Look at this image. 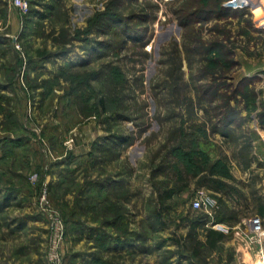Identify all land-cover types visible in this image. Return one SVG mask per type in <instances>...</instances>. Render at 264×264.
<instances>
[{"label":"rangeland","instance_id":"obj_1","mask_svg":"<svg viewBox=\"0 0 264 264\" xmlns=\"http://www.w3.org/2000/svg\"><path fill=\"white\" fill-rule=\"evenodd\" d=\"M26 1L0 0V264H264V0Z\"/></svg>","mask_w":264,"mask_h":264},{"label":"trees","instance_id":"obj_2","mask_svg":"<svg viewBox=\"0 0 264 264\" xmlns=\"http://www.w3.org/2000/svg\"><path fill=\"white\" fill-rule=\"evenodd\" d=\"M210 0H207V2H209ZM228 10H226V9H224V8H221V7H218L217 9H216V11H211V9H208V8H203V9H197L196 11H192V12H185L184 11V9L183 8H181L180 10H177V11H175L176 12V14L177 15H181V16H183L184 17V19H183V26H186L188 23H191V21L193 20V18H194V16L197 14L198 16H200V17H202V19H204V18H206L207 17V15H210L212 12L213 13H215L216 12V14H225L226 12H227ZM229 13V12H228ZM221 15V16H222ZM180 17V16H179ZM113 19L115 18V17H112ZM111 18V19H112ZM105 19H107V17L105 18V17H103L102 19H100L99 18V20L101 21V22H103ZM112 19V20H113ZM112 22H115V23H117L118 21H117V19L116 20H113ZM115 26V25H114ZM227 106V108L225 109L226 111H224V113H223V115L224 114H226V112H229V114L227 113V117L228 116H230V115H234L235 114V111H234V107H232V106H230V105H226ZM116 138H118V137H116ZM119 138H121L120 136H119ZM100 236V235H99ZM102 237H101V240L102 241H104L105 242V240L107 239V236H106V234H104V235H101ZM222 237V235L221 234H217L216 232H214V231H212V232H209V238L214 242L215 240H217V239H219V238H221ZM211 241V242H212ZM210 242V244H213V243H211ZM210 246H212V245H210ZM96 259V258H95ZM96 261V260H95Z\"/></svg>","mask_w":264,"mask_h":264},{"label":"built area","instance_id":"obj_3","mask_svg":"<svg viewBox=\"0 0 264 264\" xmlns=\"http://www.w3.org/2000/svg\"><path fill=\"white\" fill-rule=\"evenodd\" d=\"M12 1V4L18 9V11L21 13V14H26L29 10V4L26 0H11ZM237 4V3H235ZM229 6L231 7H235L234 4H229ZM194 207L195 208H199L201 206V202L200 200H195L194 201ZM248 225L250 227V233L252 235H254V237L258 238V240H260L261 238V235L263 233V220L258 217V216H255V217H252L249 221H248ZM55 260L58 261V256H54ZM263 260V263H264V258H262Z\"/></svg>","mask_w":264,"mask_h":264},{"label":"bare ground","instance_id":"obj_4","mask_svg":"<svg viewBox=\"0 0 264 264\" xmlns=\"http://www.w3.org/2000/svg\"><path fill=\"white\" fill-rule=\"evenodd\" d=\"M243 3H244V2H243ZM243 3H240V4L242 5ZM240 4H238V6H241Z\"/></svg>","mask_w":264,"mask_h":264}]
</instances>
